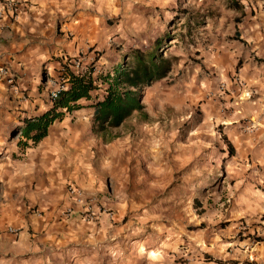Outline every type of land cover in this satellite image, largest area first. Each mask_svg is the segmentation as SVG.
Masks as SVG:
<instances>
[{
  "label": "clouds",
  "instance_id": "clouds-1",
  "mask_svg": "<svg viewBox=\"0 0 264 264\" xmlns=\"http://www.w3.org/2000/svg\"><path fill=\"white\" fill-rule=\"evenodd\" d=\"M242 2L246 10L258 9L255 16L249 10L239 26L248 33L242 48L246 64H252L253 53L264 57V0ZM230 3L232 0H0V58L9 66L7 75L21 74L14 88L0 83V187L9 192L5 200L14 212L0 220V264H141L148 260L147 249H155L159 264H172L174 258L187 255L184 248L192 253L187 256L190 264H204L202 251L222 255L221 241L211 239L221 220L231 219L233 224L218 235L234 238L242 227L238 224L241 217L251 221L264 215V145L259 155L253 151L252 171L239 175L238 183L229 188L223 173V141L219 134H210L206 122L200 123L195 100L185 95L187 77H177L176 72L168 77L175 81L172 91L180 97L178 103L165 97L155 111L151 105L144 108L145 89L172 61L171 52L159 54L169 47L170 38L176 40L173 52L177 45L191 53L193 43L204 46L216 41L223 35L221 14L225 22L240 15L225 11ZM74 13L81 21H89L91 33L79 41V51L85 56L64 67L52 55L55 28L58 21L74 19ZM17 19L18 24L11 22ZM93 40H103L119 52L106 53L109 59L102 61L106 72L96 77L105 83L89 98L82 89L93 87L92 58L86 52ZM137 46L143 54L129 59ZM152 48H158L154 59L147 56ZM118 59L122 61L119 75L109 76ZM205 63L209 68L201 72V78L209 86L200 91L208 111L223 117L225 106L220 97L229 83L239 90V77L234 75L231 82L219 74L210 79L206 73L212 71L211 61ZM256 74L264 76V65ZM81 96L84 98L78 99ZM238 127L230 130L233 135ZM194 128H199V135L192 133ZM246 132L239 134L245 137ZM54 161L63 173L57 186H65L66 194L53 197L44 187L33 192V181L55 177L50 171ZM196 201L208 210L205 218L210 214L207 231L213 249L202 247L204 233L187 245L176 235H188L184 229L193 218ZM125 202L132 218L128 226L120 223ZM100 206L110 216L101 213ZM49 207L52 212L47 211ZM73 207L81 214L65 215L66 226L46 222ZM33 216L41 223L30 233ZM166 222L172 225L162 228L169 233L168 239L156 229ZM260 234L264 235V229ZM247 248V242H236L232 255H251V250L243 251Z\"/></svg>",
  "mask_w": 264,
  "mask_h": 264
},
{
  "label": "crops",
  "instance_id": "crops-1",
  "mask_svg": "<svg viewBox=\"0 0 264 264\" xmlns=\"http://www.w3.org/2000/svg\"><path fill=\"white\" fill-rule=\"evenodd\" d=\"M255 2V0H253ZM115 3V0H113ZM234 6V5H233ZM237 6V5H236ZM235 7V6H234ZM238 7V6H237ZM236 8V7H235ZM251 11L253 16L256 15V11L258 9H245L244 3L242 0L240 1V15L236 19L237 21L234 23V29H232V40L230 47L226 50L223 47L222 51H216L213 54L216 57L213 58V62L211 65L216 66V72L220 70L219 75L222 76V79L227 81H232L234 75L239 77L237 83L240 84L239 90L236 87L229 83L228 88L224 89V96L232 99L226 103L230 106H227L229 110H224V116L226 117V133H228V140L232 143L235 153L231 157V163L229 165V174L231 175V181L228 184V187L231 188L238 183L237 177L241 174L247 175V173L252 171L251 165L253 164V151H258L260 146L264 145V76H260L256 74L257 69L260 68L261 65H264V57H260L253 53L254 63L246 64V57L243 52L242 46L246 45L245 36L248 35L240 25H243V17L248 15V11ZM13 15H16L15 13ZM75 17V13L73 14ZM12 23L18 24L19 20L11 21ZM96 23H99V18H96ZM108 24H111V21H107ZM86 33H91V25L89 21H81L78 17H75L72 20L66 22H57L55 28V37H59L61 39H56L54 37V48L52 49L53 59L57 63H61L64 67L73 66L72 61L74 59H79L85 56V53L79 51L80 43L79 41L84 37ZM45 36L49 35V33H44ZM7 44V40L4 41ZM232 46V47H231ZM76 50L75 55L73 54V50ZM104 49L110 50L111 45L105 44L103 40L96 41L93 40L91 42V46L86 49L87 55L91 57L94 61V53L96 51H102ZM213 49V48H212ZM212 51V50H210ZM98 55H100L98 53ZM100 63V60L97 61ZM100 68V64L97 65V71ZM6 70L9 72V66L3 58H0V70ZM52 71L51 64L48 65L49 74ZM99 72V71H98ZM245 73L244 75H241ZM97 72L93 73V76L96 77ZM218 75V73H217ZM226 77V78H225ZM21 79V74L14 73L13 75H5L0 74V83H3L5 87L14 88L17 85V81ZM98 91V90H96ZM248 93H250L248 95ZM239 98L241 100L237 101ZM11 99V97H9ZM234 102V103H233ZM237 105V106H235ZM236 128V134L233 135L230 131L231 129ZM247 130L245 137L240 136V131ZM259 142V144L257 143ZM251 149L252 151H250ZM247 165V172H244L243 169ZM261 165L259 163L256 164V168L259 169ZM50 171L55 173V177L53 175H48L46 179L43 177L40 178V183L32 182L30 185L33 192L38 191L40 187H44L46 190H50L55 196H63L65 195V186H57V181L63 175L60 170L59 162L54 161ZM68 188L69 185H66ZM259 187V185H257ZM9 196V192L0 187V220L7 219L8 216L14 214L8 202L5 200V197ZM197 206V201L194 202L192 206L193 218L188 222L187 225L194 224L197 227L192 230H185L188 233L187 236L177 232L176 235L179 237V240L183 242L184 245L189 244L194 237H198L200 233H204L202 247L213 249L214 245L209 242V233L207 231L209 227V218H205V216H198L195 212V208ZM39 209V205H36V210ZM48 212H52L53 209L49 207L47 209ZM130 206L127 202H125L121 206L120 212V223L122 226H128L132 222V218L129 216ZM148 209H143V212H147ZM100 212L105 213L104 207L100 206ZM76 213L80 215L81 213L73 207L70 212L62 213L60 215H54L53 217H49L46 219L47 223H52L53 226H66L64 216L72 215ZM7 214V215H6ZM41 215H44L42 212ZM83 215H88V213H84ZM106 216H110V213H105ZM32 227L29 228V232L31 233L34 229L40 226V218L33 216L32 218ZM143 219V215L141 216ZM148 224H152V221H147ZM241 223L246 224V228L242 231L240 228L238 231H235V237H222L219 236V231L226 230L232 227L233 221L231 219L221 220L218 224L217 234L211 237L212 240H220V249H222V255L220 257L214 256L211 251H202L200 253V257H202L204 264H264V260L259 259V257L264 256V235L260 234V230L264 229V215L259 216L258 219L247 220L244 217H241L238 221V224ZM164 225H171L170 223H164ZM74 226V225H73ZM123 230V227L122 229ZM164 239H168L169 235L162 234ZM176 237H173V241H175ZM236 242L239 244H244L247 242L248 248L243 249V251L251 250V255H232L233 248L236 246ZM181 245H177L179 249ZM141 251H145L142 247ZM147 261H141V264H148V261L153 262V264H159L157 258V252L155 249H147ZM184 251L187 253L186 256H179L173 259L172 264H190L187 259V256L192 255L191 252L188 251L187 248H184ZM223 253H227V255H223ZM169 255H172V251H169Z\"/></svg>",
  "mask_w": 264,
  "mask_h": 264
},
{
  "label": "rangeland",
  "instance_id": "rangeland-1",
  "mask_svg": "<svg viewBox=\"0 0 264 264\" xmlns=\"http://www.w3.org/2000/svg\"><path fill=\"white\" fill-rule=\"evenodd\" d=\"M240 1L241 0H232V3H230L226 8V12H239L240 9ZM233 5H237L238 7H234ZM239 15H234L231 17L229 21L225 22V17L223 14L220 16V20L224 22V27L222 29L223 35L219 37L216 41L208 42L204 46H198L195 43L191 45L192 49H194L193 52L189 53L188 51L182 50L178 45L175 48V51L173 52V45H176L175 38H170L169 40V47L164 50V52L159 53L161 56H166L168 53H172V61L166 66L167 71L166 74L159 79H156L154 83L151 86H147V88L144 91V100L146 101L145 108H148L149 105L152 106V110L155 111V108L159 105L161 100H164L165 97L173 100L174 102H179L180 97L176 96L174 94L173 87L175 84V81H169L168 77L173 72H176L177 77H187L188 79L185 80L186 90L185 95H190L196 102V110L202 117L200 120L201 124H204L205 122L209 126L210 134L215 136L217 134L220 135L221 140L223 141V152L222 154L226 157V159L223 161V173H224V180L228 184L231 181V175L229 174V165H230V159L229 156V149L228 144L226 141V137L228 140V133H226V124L225 118L218 117L215 115L214 112L208 111L206 107V101L205 97L203 96L202 92L200 90L208 88V82L201 78V72L205 71V69L209 68V65L205 63V61H211V64L213 62V58L216 57L213 53L216 51L221 52L222 48L224 47L225 50L230 47L231 38L233 30L230 31V27L234 29V23L237 21ZM186 23V22H185ZM183 42V41H181ZM213 44H215V47H213ZM223 46V47H222ZM222 47V48H220ZM232 47V46H231ZM213 48V49H212ZM136 49H140L139 46L136 47ZM154 49V48H152ZM113 52V55H116L119 52V49H110ZM110 50L104 49L102 51H96L94 55V61L93 59L90 60V65L93 68V73L97 72L96 77L103 76L106 72L105 66L102 63V61L109 59V57L106 55L107 52ZM151 50V49H149ZM212 50V51H210ZM98 53L100 55H98ZM206 53V54H205ZM186 57V59H185ZM98 59L100 60V63H98ZM129 59H132V56H129ZM111 63V61L109 60ZM122 63L120 59L117 60V64L114 66V70L111 73L113 74L115 69L118 67V65ZM100 64L99 72L97 71V65ZM212 71L207 72L206 74L209 76V78H213L217 76V73H220V70L216 72V69H218L216 66L210 65ZM177 69L179 71H177ZM94 77V78H96ZM222 79V76H220ZM226 78V77H225ZM224 80V78H223ZM163 81V83H161ZM198 83V87H197ZM96 84L100 87L103 85L102 79L96 80ZM99 90V89H98ZM156 97H159V99H156ZM237 101L241 100L237 98ZM232 99H229L228 97H220V104L224 105V110H229L227 106H230L229 104L226 105L228 101ZM155 101V103H153ZM234 103V102H233ZM237 106V105H235ZM192 133L199 135V128L192 129ZM211 203V201H209ZM208 210L205 208V205L201 201H197V206L195 208V212L198 214V216H205V213ZM197 227L194 224L187 225L185 227L186 230H192ZM162 228L171 229L172 225H157L156 229L158 231H161V234L169 235L167 232H163ZM152 229H149L151 231Z\"/></svg>",
  "mask_w": 264,
  "mask_h": 264
},
{
  "label": "trees",
  "instance_id": "trees-1",
  "mask_svg": "<svg viewBox=\"0 0 264 264\" xmlns=\"http://www.w3.org/2000/svg\"><path fill=\"white\" fill-rule=\"evenodd\" d=\"M234 6L237 7L236 5H234ZM157 52H158V48H154V49L148 50L147 51V56L149 58L154 59L156 57V55H157ZM138 53H140L141 55L143 54L141 49H135L133 51V53L131 54V56H132V59L131 60L138 59L139 58L138 55H137ZM120 64L115 69V71H114L113 74H108V75L109 76H118L119 75L118 69H119ZM165 74H166V72H164L159 78H162ZM69 75H71V73H69ZM92 75H93V72H92ZM159 78H157V79H159ZM96 80L97 79L94 78V76H93V80H92L93 87H88L86 90L82 89V91H86L87 92L89 98L91 97V94H92L93 91H96V90L99 89V86L96 84ZM155 80H153L148 86H151L154 83ZM102 82H103V84L105 83V81L103 79H102ZM83 98H84L83 96L78 97V99H83ZM144 108H145V105H144ZM136 110L138 111L139 108H137ZM58 111H59V109H58ZM226 141H227V144H228L229 154H230V156H232L235 153V149H234L232 143L229 140H227V137H226Z\"/></svg>",
  "mask_w": 264,
  "mask_h": 264
},
{
  "label": "built area",
  "instance_id": "built-area-1",
  "mask_svg": "<svg viewBox=\"0 0 264 264\" xmlns=\"http://www.w3.org/2000/svg\"><path fill=\"white\" fill-rule=\"evenodd\" d=\"M0 74H7V72H6V70H0ZM250 93H248V95H249ZM69 189H71L72 188V185H69V187H68ZM90 211V210H89ZM88 215H89V213H88ZM87 216V215H86ZM240 225H242V227L240 228L242 231L246 228V224H244V223H241Z\"/></svg>",
  "mask_w": 264,
  "mask_h": 264
}]
</instances>
